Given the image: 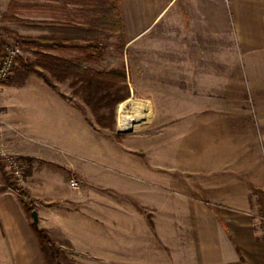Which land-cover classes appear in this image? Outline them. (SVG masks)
Listing matches in <instances>:
<instances>
[{
    "label": "rangeland",
    "instance_id": "obj_1",
    "mask_svg": "<svg viewBox=\"0 0 264 264\" xmlns=\"http://www.w3.org/2000/svg\"><path fill=\"white\" fill-rule=\"evenodd\" d=\"M66 1L0 0V57L8 46L20 48L11 77L0 84V152L23 164L18 178L0 160V188H21L36 206L39 227L54 241L53 248L42 246L46 264H190L199 255L194 212L210 203L221 167L246 157L244 138L228 131L226 58L204 42L196 62L194 52L180 49L178 29L163 22L134 46L120 36L106 40L103 57L87 67L118 76L103 81L100 92L108 96L98 111L107 127L81 98L78 77L34 65L57 86L53 95L79 115L42 113L43 124L55 125V137L35 141L17 120L29 112V89L16 85L43 80L23 63L55 55L16 38L57 35L58 23L88 19ZM57 52L60 59L84 55L74 47Z\"/></svg>",
    "mask_w": 264,
    "mask_h": 264
},
{
    "label": "crops",
    "instance_id": "obj_2",
    "mask_svg": "<svg viewBox=\"0 0 264 264\" xmlns=\"http://www.w3.org/2000/svg\"><path fill=\"white\" fill-rule=\"evenodd\" d=\"M120 1L127 44H138L163 22L178 29L180 49L194 52L196 62L204 55V42L206 47L215 43L218 56L226 58L228 131L244 138L240 147L246 157L242 166L221 167L210 203L194 212L199 255L190 264H264V0ZM65 26L69 23L57 24ZM60 29L58 36L64 33ZM59 49L64 47L50 53L61 56ZM16 86L29 89L31 98L24 100L29 112L24 120L16 119L35 141L55 134L54 124L39 119L42 113L79 116L65 98L53 95L57 86L44 79ZM15 193L11 187L0 188V264H45L33 220Z\"/></svg>",
    "mask_w": 264,
    "mask_h": 264
},
{
    "label": "trees",
    "instance_id": "obj_3",
    "mask_svg": "<svg viewBox=\"0 0 264 264\" xmlns=\"http://www.w3.org/2000/svg\"><path fill=\"white\" fill-rule=\"evenodd\" d=\"M67 4H76L80 8L77 10V16L81 17L83 14L88 15V19H79L75 22H71L69 26L64 28H56V30H62L63 35H55L54 32L50 35H41L38 37L30 36H18L16 38L19 44H26L28 46H35L38 49L49 48H68L73 47L83 52L84 55L70 59H60L52 55H44L43 60L31 62L29 64L23 63V68L27 71H34L39 73L43 79L51 86H55L54 83L42 72L34 67L39 65L45 70L53 73L56 76L61 74L66 77L76 76L77 81H81V98L94 113L96 122L101 127H107L105 119L98 115V111H101L105 105L104 100L107 97H102L100 92L103 87V81L118 77L113 72H101L87 67L88 61L94 58H102L104 55V49L107 47L108 42L106 40L120 36L125 40V26L122 15L121 1L120 0H67ZM83 15V16H86ZM6 33L7 30L3 29ZM0 32V53L4 46V37ZM123 100V99H122ZM120 99H117V102ZM0 169L4 171L5 167L0 163ZM12 189L19 193V201L29 218L32 217V211L36 206L30 202L26 192L24 193L21 188ZM19 189V190H18ZM19 191V192H18ZM32 228L35 232L41 246H49L53 248V239L48 232L43 228L37 227L32 222ZM44 263L46 260L44 257Z\"/></svg>",
    "mask_w": 264,
    "mask_h": 264
},
{
    "label": "built area",
    "instance_id": "obj_4",
    "mask_svg": "<svg viewBox=\"0 0 264 264\" xmlns=\"http://www.w3.org/2000/svg\"><path fill=\"white\" fill-rule=\"evenodd\" d=\"M19 55L20 48L17 46H8L2 52L0 57V84L4 83L11 77L13 69L17 65ZM0 160H4L8 164V169L11 170L16 177L22 178L23 164L21 160L3 152H0ZM72 185L76 187L78 186V182L73 181Z\"/></svg>",
    "mask_w": 264,
    "mask_h": 264
},
{
    "label": "water",
    "instance_id": "obj_5",
    "mask_svg": "<svg viewBox=\"0 0 264 264\" xmlns=\"http://www.w3.org/2000/svg\"><path fill=\"white\" fill-rule=\"evenodd\" d=\"M32 220H33V223L37 227H39L40 218H39L38 211L36 209H33V211H32Z\"/></svg>",
    "mask_w": 264,
    "mask_h": 264
},
{
    "label": "bare ground",
    "instance_id": "obj_6",
    "mask_svg": "<svg viewBox=\"0 0 264 264\" xmlns=\"http://www.w3.org/2000/svg\"><path fill=\"white\" fill-rule=\"evenodd\" d=\"M137 108H139V109H140V108H141V105H140V106L138 105V106H137ZM138 112H140V111L138 110ZM121 121H122V120H121Z\"/></svg>",
    "mask_w": 264,
    "mask_h": 264
}]
</instances>
